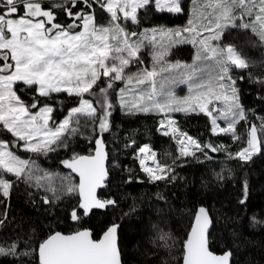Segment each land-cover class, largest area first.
<instances>
[{"label":"snow or ice","instance_id":"obj_1","mask_svg":"<svg viewBox=\"0 0 264 264\" xmlns=\"http://www.w3.org/2000/svg\"><path fill=\"white\" fill-rule=\"evenodd\" d=\"M151 3L153 0H50L46 7L44 0H0V135L8 133L14 138L0 139V195L7 198L10 194L13 183L6 178L9 175L17 180L35 179L37 187L46 181L45 190L53 195L57 192L52 174L36 175L35 161L21 158L13 148L47 155L60 146L67 147L68 138L80 132L81 118L90 121L96 133L94 155L74 154L62 161L65 168L79 176L78 185L71 183L70 176L61 179L69 194L78 192V205L72 209L70 218L80 227L70 234L51 233L39 241L34 249L38 264H121L118 225L108 226L97 239L82 224L94 209L115 204L114 200L100 199L97 195L108 175L103 134L110 130L112 90L116 91L121 110L128 114H162L158 130L175 141L179 156L203 152L211 159L205 150L219 152L224 145L193 138L180 129L170 113L203 114L211 121L213 135L231 134L234 140L243 138L237 131V125L243 121L248 128L247 146L237 153H228L230 159L246 161L264 149V123L259 127L248 124L232 76V67L246 69L248 61L233 45L219 43L224 30L233 28L250 30L264 44V0H203L196 19L190 17L184 28L152 29L150 35L130 32L121 23L122 20L137 23L138 10L148 8ZM97 6L108 14L106 24L97 22ZM154 7L161 13L183 12L181 0H154ZM59 13L68 17L67 23L59 22ZM145 41L154 49V64H159L175 44L199 45L196 63L131 72L133 65L142 63L139 53ZM180 68L185 71L180 73L179 83L188 86V95L184 97H177L168 86V79L161 76ZM117 82L124 87L116 90ZM25 89L32 90L37 98L25 102L18 94ZM59 93L78 97L79 101L78 106L57 121L47 100ZM86 94L93 99H87ZM221 119L226 121L225 127L218 124ZM135 158L151 181L175 179L169 177L173 169L161 164L157 153L147 145L138 148ZM44 202L49 203L48 198ZM3 215L7 219V212ZM3 223L0 220V225ZM210 223L207 210L200 207L182 245V264H230V252L217 255L210 251ZM161 239L168 237L162 235ZM17 248L15 241L7 247L0 244V256L31 254L18 253Z\"/></svg>","mask_w":264,"mask_h":264},{"label":"trees","instance_id":"obj_2","mask_svg":"<svg viewBox=\"0 0 264 264\" xmlns=\"http://www.w3.org/2000/svg\"><path fill=\"white\" fill-rule=\"evenodd\" d=\"M193 0H183V12L170 14L155 10L154 3L148 8L138 10V21L121 23L131 32H149L152 29H179L188 24ZM50 0H45L47 7ZM97 22L106 24L108 15L96 8ZM59 22L67 23L68 17L59 13ZM138 37H132L136 40ZM222 45H233L248 61L246 69L232 67V76L241 105L244 107L248 124L259 127L264 123V44L250 30L225 29L220 40ZM153 47L148 42L139 55L142 63L133 65L129 71L142 69L157 70L170 62H191L194 48L190 44H180L169 49L163 63L154 64ZM23 88V85H17ZM116 90L124 87L117 82ZM98 92V89H96ZM30 102L37 98L32 90L18 92ZM87 99L93 97L86 94ZM44 101L45 98H39ZM111 109L110 130L103 134L107 153V179L105 187L98 193L100 199H111L114 205L105 209H94L82 221L83 227L93 232L94 238L110 225H118V248L122 264H181L182 245L186 239L194 214L199 206L207 209L212 226L209 231L210 251L221 254L231 253L230 264H264V149L242 162L230 159L228 153H237L246 146L248 128L244 122L237 125L238 134L243 138L234 140L231 134L213 135L210 120L203 114L174 113L180 129L203 143L224 145V150L203 152L192 157L179 156L174 140L162 135L159 121L162 114H128L121 110L116 91L109 96ZM79 98L66 93L53 94L47 100L53 108V116L62 120L68 110L78 106ZM40 106H43L42 104ZM12 141L8 133L0 135ZM93 125L81 118L80 132L68 138L67 147L60 146L47 155L33 154L18 150L24 159L34 160V172L43 176L52 174L55 195L46 191L48 184L41 181L36 186L35 179L25 181L6 176L13 187L7 198L0 195V244L7 247L17 242L18 253L30 255L0 256V264H38L34 251L38 242L54 232L71 233L80 227L74 223L70 214L78 205V195L69 194L62 187V177L70 176L71 183L77 184L70 169L62 161L74 154L94 155ZM128 145H131L129 147ZM150 146L161 164L169 165L173 171L167 179L151 181L140 170L136 153L139 147ZM222 177V178H221ZM245 184L247 195L245 196ZM48 198L49 203L44 202ZM245 202L241 204V200ZM7 212V219L4 213ZM166 235L167 240L161 236Z\"/></svg>","mask_w":264,"mask_h":264},{"label":"rangeland","instance_id":"obj_3","mask_svg":"<svg viewBox=\"0 0 264 264\" xmlns=\"http://www.w3.org/2000/svg\"><path fill=\"white\" fill-rule=\"evenodd\" d=\"M45 1V0H44ZM183 0H181V2H182ZM203 2V0H197V3H193L192 2V6L190 7V12H191V15H190V17L191 18H193L194 20L196 19V17H197V12H198V10H199V4L200 3H202ZM153 3H154V0H153ZM107 14V13H106ZM108 15V14H107ZM197 22H199V21H197ZM179 29H181V28H179ZM148 34L150 35L151 34V31H149L148 32ZM185 35H187V33L185 34ZM204 35H209V33H204ZM136 39H138V38H136ZM159 39V38H158ZM145 42H148V41H145ZM165 43H167V41H165ZM212 43L213 44H216L217 43V41H212ZM219 43H220V41H219ZM180 44H190L191 46H193V48H194V57H193V59H192V61L191 62H170V63H166L165 65H163V66H160V68L161 67H164V68H167V66L169 65V64H172V65H175V64H177V63H179L180 65H187V66H191V65H193L194 63H196V61H195V57H196V55H197V52H198V49H199V45H196V46H194L192 43H178V44H175V45H173V46H176V45H180ZM172 46V47H173ZM171 48V47H170ZM152 51H154V49L152 50ZM168 53H169V51H168ZM164 59V58H163ZM160 63H163V60L162 61H160ZM201 63H205V62H201ZM206 63H208L209 65H211L212 64V62L211 61H207ZM160 68L158 69V71L160 70ZM143 70V69H142ZM185 71V69L184 68H180V69H176V70H174V71H172V72H163L162 74H161V76L162 77H164V78H167L168 79V81H169V84H168V86L172 89V91L175 93V95L177 96V97H184V96H186V95H188V86H187V84H183V83H179V78H180V73H182V72H184ZM161 77H158V80L160 79ZM120 105V104H119ZM33 111H35V109L33 110ZM174 113H170V115H173ZM172 117V116H171ZM173 118V117H172ZM209 118V117H208ZM173 119H175V118H173ZM210 120V119H209ZM218 122V124L221 126V127H225L226 126V121H224V120H218L217 121ZM210 124H211V121H210ZM11 135V134H10ZM0 139H2V140H5L4 138H2L1 136H0ZM12 140H14V138H12ZM7 141H9V140H7ZM14 152H16V154L17 155H19L18 154V150H20L19 148H13L12 149ZM153 150V149H152ZM20 156V155H19ZM21 158H23L22 156H20ZM24 159V158H23ZM35 174L37 175V173L35 172ZM8 177H12V178H15V177H13V176H8ZM54 178V177H53ZM16 179V178H15ZM46 184H47V182L46 181H44ZM52 183H53V180H52ZM77 185V184H76Z\"/></svg>","mask_w":264,"mask_h":264},{"label":"water","instance_id":"obj_4","mask_svg":"<svg viewBox=\"0 0 264 264\" xmlns=\"http://www.w3.org/2000/svg\"><path fill=\"white\" fill-rule=\"evenodd\" d=\"M148 147H150V146H148ZM151 148V147H150ZM209 160H212V159H209ZM104 164H105V169H106V171H107V167H106V161L104 162ZM72 175L74 176V178L77 180V185H78V183H79V176L78 175H76L75 173H72ZM105 182H106V180H105ZM104 187H105V183H104ZM103 187V188H104ZM103 188H99V189H97V195H98V193H99V191L101 190V189H103ZM77 195H78V192H77ZM78 198H79V196H78ZM200 207H203V206H199L198 208H197V210H196V212L198 211V209L200 208ZM205 208V207H204ZM206 209V208H205ZM207 210V209H206ZM195 212V213H196ZM208 212V211H207ZM209 214V213H208ZM194 217H195V214H194ZM194 217H193V220H192V223L194 222ZM209 218H210V215H209ZM210 221H211V218H210ZM192 223H191V225H192ZM113 225V224H112ZM111 226V225H110ZM211 226H212V221H211V223H210V226H209V231H210V229H211ZM191 227V226H190ZM118 229V228H117ZM106 230V229H105ZM190 231V228H189V230H188V232ZM62 233V232H61ZM72 233V232H71ZM103 233V232H102ZM102 233H101V235H102ZM63 234H70V233H63ZM188 234V233H187ZM100 235V236H101ZM100 236L97 238V239H99L100 238ZM187 237V236H186ZM117 244H118V236H117ZM214 253V252H213ZM214 254H217V253H214ZM221 254H223V253H221ZM217 255H219V254H217ZM230 261H231V257H230ZM121 264H122V262H121ZM181 264H182V262H181Z\"/></svg>","mask_w":264,"mask_h":264},{"label":"built area","instance_id":"obj_5","mask_svg":"<svg viewBox=\"0 0 264 264\" xmlns=\"http://www.w3.org/2000/svg\"><path fill=\"white\" fill-rule=\"evenodd\" d=\"M174 144L176 145V147H177V149H178V146H177V144L175 143V141H174ZM247 146V145H246ZM245 146V147H246ZM152 149V148H151ZM197 153V152H196ZM255 156V154L251 157V159L253 158ZM187 157H192V156H187ZM209 159V158H208ZM236 159H238V158H236ZM251 159H249V160H251ZM239 161H242V160H240V159H238ZM249 160H246V161H242V162H247V161H249ZM138 165H139V168H140V170H141V167H140V164H139V161H138ZM142 171V170H141ZM144 172V171H143ZM145 173V172H144Z\"/></svg>","mask_w":264,"mask_h":264},{"label":"bare ground","instance_id":"obj_6","mask_svg":"<svg viewBox=\"0 0 264 264\" xmlns=\"http://www.w3.org/2000/svg\"><path fill=\"white\" fill-rule=\"evenodd\" d=\"M147 163H148L149 165H151V161H147Z\"/></svg>","mask_w":264,"mask_h":264}]
</instances>
